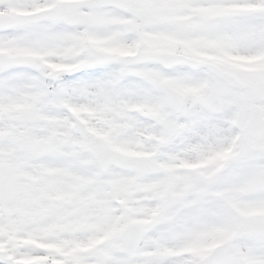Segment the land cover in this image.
<instances>
[{"label": "snow or ice", "instance_id": "6c2138e0", "mask_svg": "<svg viewBox=\"0 0 264 264\" xmlns=\"http://www.w3.org/2000/svg\"><path fill=\"white\" fill-rule=\"evenodd\" d=\"M0 264H264V0H0Z\"/></svg>", "mask_w": 264, "mask_h": 264}]
</instances>
